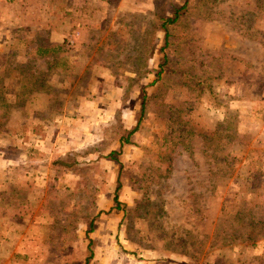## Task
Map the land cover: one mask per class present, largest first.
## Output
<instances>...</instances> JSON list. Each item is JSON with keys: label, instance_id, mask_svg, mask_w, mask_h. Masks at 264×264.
<instances>
[{"label": "rangeland", "instance_id": "1", "mask_svg": "<svg viewBox=\"0 0 264 264\" xmlns=\"http://www.w3.org/2000/svg\"><path fill=\"white\" fill-rule=\"evenodd\" d=\"M0 99V264H264V0H0Z\"/></svg>", "mask_w": 264, "mask_h": 264}, {"label": "trees", "instance_id": "2", "mask_svg": "<svg viewBox=\"0 0 264 264\" xmlns=\"http://www.w3.org/2000/svg\"><path fill=\"white\" fill-rule=\"evenodd\" d=\"M184 11H185V5L184 4H182L179 7H173L172 8V16L168 20L172 24L176 23L182 17V15L184 14ZM163 31H164V38H166V31L164 29H163ZM37 51L40 53L41 49L38 48ZM42 53H43V51H42ZM193 92H194L193 90L187 91V93L189 95H192ZM188 100H190L188 104H191V98L188 97ZM145 103H147V100L144 98L143 102H141V104H140V111L137 113L139 116H141V113L143 112V108H144ZM4 104H5V102L3 101V99H0V105H2L4 107ZM162 104H163V106L161 109H159L158 112L162 113V116L164 117L167 129L170 130L171 133H175V136L177 135L179 138L182 136L181 138H183L186 141L189 133H188V131H183V127L185 125L184 116L186 113L183 114L182 112L183 111L188 112V107L183 106L181 109H176V107L172 106L171 104H166V103H162ZM3 114H6V113H3ZM139 116H138V119L136 120V125L131 130L126 131V135L130 136L136 130L137 125L139 123ZM4 117H6V116L5 115L0 116L1 124L4 122ZM0 127H1V125H0ZM1 129H3V128H1ZM167 135L168 134H166L165 136H167ZM164 140H166V139L164 138ZM118 141H119V148L123 144H129L127 137L124 140L119 139ZM182 148H183V146H182ZM0 151L2 152L4 158L14 159L18 155V152L16 151V149L14 147H7L6 146V147L1 148ZM108 156L112 160H114V158H115V154L113 152H110L108 154ZM62 165L64 167H69L68 165L66 166L65 163H63ZM113 202L117 204V197L116 196L113 197ZM7 206L9 207L8 204H7ZM88 230L89 231L92 230V226H90V228ZM89 257H91L90 249H88V257L86 258V261H87V259H89Z\"/></svg>", "mask_w": 264, "mask_h": 264}, {"label": "crops", "instance_id": "3", "mask_svg": "<svg viewBox=\"0 0 264 264\" xmlns=\"http://www.w3.org/2000/svg\"><path fill=\"white\" fill-rule=\"evenodd\" d=\"M5 132H1L0 133V149L3 147H14L16 146L15 144H13L12 142L14 141L11 136L13 137V133H11L8 130H4ZM15 148V147H14ZM0 161L6 164H9L11 162L10 158H4L2 152L0 151ZM4 171V170H3ZM6 173V172H5ZM5 177V176H4ZM6 179V178H5ZM7 181V182H5ZM5 181H0V190H3L6 186L9 185V180H5Z\"/></svg>", "mask_w": 264, "mask_h": 264}]
</instances>
